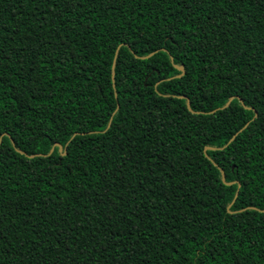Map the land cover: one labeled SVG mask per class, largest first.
I'll return each mask as SVG.
<instances>
[{
	"label": "trees",
	"instance_id": "trees-1",
	"mask_svg": "<svg viewBox=\"0 0 264 264\" xmlns=\"http://www.w3.org/2000/svg\"><path fill=\"white\" fill-rule=\"evenodd\" d=\"M0 264H264V0H0Z\"/></svg>",
	"mask_w": 264,
	"mask_h": 264
},
{
	"label": "water",
	"instance_id": "water-1",
	"mask_svg": "<svg viewBox=\"0 0 264 264\" xmlns=\"http://www.w3.org/2000/svg\"><path fill=\"white\" fill-rule=\"evenodd\" d=\"M117 54H118V49H116V51H115V54H114V58H113V66H112V81L114 80V65H115V61H116V58H117ZM180 70H182V69H180ZM183 71V70H182ZM183 73V72H182ZM232 99H233V97L232 98H230L228 101H227V103L223 106V108H226L228 105H229V103L232 101ZM187 107L189 108V102L187 101ZM117 109V108H116ZM109 125H110V121H109V123H108V125H107V127H106V129L109 127ZM247 125V124H246ZM246 125L244 126V127H246ZM234 137H235V135L229 140V142L228 143H230L233 139H234ZM58 147H59V150H61V147H60V145H57ZM52 151V150H51ZM51 151H50V153H51ZM222 181L224 182V174L222 173ZM225 184H231V183H225ZM236 195L237 194H235V197H236Z\"/></svg>",
	"mask_w": 264,
	"mask_h": 264
}]
</instances>
